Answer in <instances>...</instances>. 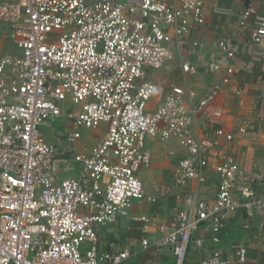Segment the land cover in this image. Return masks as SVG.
<instances>
[{
    "label": "built area",
    "instance_id": "2783aa9c",
    "mask_svg": "<svg viewBox=\"0 0 264 264\" xmlns=\"http://www.w3.org/2000/svg\"><path fill=\"white\" fill-rule=\"evenodd\" d=\"M256 1L264 3L247 0L240 24L246 27L252 18L250 39L261 44L264 16L256 14ZM204 21V0H0V23L8 26L15 49L0 51V264H123L129 251L102 249L99 231L128 218L137 202L156 205L171 195L182 201L176 219L154 239L149 236L156 224L145 221L139 253L154 249L156 264H163L164 253L173 264H185L189 248L200 253L209 238L214 247L198 264H259L249 259L246 243L220 247L226 223L239 210L246 230L258 211L257 233L264 237V195L252 190L232 155L216 154L220 138L234 139L219 126L223 111L214 106L234 73L233 48L225 39L216 43L225 59L213 60L210 69L225 76L196 103L179 85L145 79L148 70L172 61L176 46ZM181 68L195 72L188 64ZM162 87L163 100L148 111ZM66 101L74 106L65 114L72 126L67 153L79 170L77 177L60 180V152L40 127L61 117ZM199 115L213 126L211 134H196ZM101 125L102 139L78 151L77 128ZM170 139L186 156L173 167V185L147 195L139 177L152 164L147 143ZM211 159L219 184L207 201L188 185L205 183Z\"/></svg>",
    "mask_w": 264,
    "mask_h": 264
},
{
    "label": "crops",
    "instance_id": "0c3cea01",
    "mask_svg": "<svg viewBox=\"0 0 264 264\" xmlns=\"http://www.w3.org/2000/svg\"><path fill=\"white\" fill-rule=\"evenodd\" d=\"M165 1L173 2L175 0ZM246 3L247 0H229L227 2L204 0V24L200 27L191 28L192 30L184 37L183 43L176 46L173 60L160 70H148L145 79L160 85L163 82L179 85L185 89L186 99L190 103H196L210 91L212 86L220 85L225 76L224 70L211 71L210 69L213 60L225 59L224 54L216 47L219 40L225 39L234 50L232 60L234 73L229 76L230 83L222 86L223 93L216 97L214 106L223 111L219 126L225 133L233 134L234 139L227 142L224 138H220L216 154L224 152L232 155L239 167L249 176L252 190L256 194L264 195V42L254 44L251 41L252 18L249 19L246 27L240 24L241 14ZM216 8L227 11L217 14L214 11ZM254 9L257 15L264 16V3L256 1ZM193 42H197L198 45L193 46ZM11 49L12 52H15L13 46ZM0 51L9 53L7 52L8 49L3 47L0 48ZM183 64L194 67L195 72H184L181 68ZM164 94L165 88L162 87L161 91L149 101L148 111L154 112L156 110L163 100ZM47 124L44 125V128L47 127ZM244 124L248 125L247 131L245 134H240L239 128ZM71 127L69 122L67 130L64 132L65 139L67 134L71 132ZM194 128L198 136L204 133L211 134L212 129H214L213 126L209 125L206 116L203 115L197 116ZM46 139L60 152L57 178L62 180L77 177L78 165L73 164L70 155L67 153L71 147L66 143V140L51 137H46ZM84 146L77 144V142L75 144L78 151L83 148L90 149L94 144H90L88 147ZM147 149L152 154V164L149 169L142 170L139 177L143 182L145 193L152 195L157 186L173 185L171 176L173 167L186 156V150L178 144L176 139H170L166 142L149 141ZM65 159L66 162H64ZM216 162V159H211L208 168L205 170L206 181L204 184L198 185L192 181L188 185V189L198 191L203 200L213 201L215 198L219 184V178L214 169ZM181 208L182 201L172 195L160 199L156 205H150L146 201L137 202L128 218H123L116 225L107 226L105 230L99 231V246L106 251L128 250L131 254L128 261L149 253L155 258V262L152 264H156L159 255L156 250L149 249L144 253L138 251L140 241L143 238L141 225L148 220L154 221L156 229L149 237L151 239L158 238L167 232L168 224L176 219L177 212ZM254 213V218L250 221L251 230H246L243 228L245 214L239 210L228 223L230 228L232 223L234 227L230 239L225 240L223 232L220 236V247L222 248L223 243L229 242L228 248H231L235 244L234 238L237 236L240 242L247 244L251 262L264 264V237L257 233L262 225V220L258 211ZM197 233L199 234V232ZM207 241L200 253L194 246L189 248L185 264H198L202 257L211 253L214 245L210 243L209 238ZM165 256L169 257L164 253L163 257ZM191 256L193 260H191Z\"/></svg>",
    "mask_w": 264,
    "mask_h": 264
},
{
    "label": "rangeland",
    "instance_id": "374dc122",
    "mask_svg": "<svg viewBox=\"0 0 264 264\" xmlns=\"http://www.w3.org/2000/svg\"><path fill=\"white\" fill-rule=\"evenodd\" d=\"M8 32H9L8 26L4 23H0V48L3 47L6 50L8 49L7 52L11 53L12 52V49H11L12 45L8 39ZM60 107H61L63 115L61 117L53 119L50 123H49V121H47L45 123V124L48 123L47 127L44 128L45 124L40 127V131L43 134L45 139H46V137H51L53 139L58 138L60 140H65V133L64 132H65V130H67L66 128L68 127V123L70 122L67 119V117L65 116V114L68 111L73 110L74 106L71 105L69 103V101H66L64 103H61ZM105 127L106 126L101 125L95 129H86L84 127L77 128L78 129L77 131L81 134V138L77 141V144L85 145L84 147H88V145H90V144L95 145L98 141H100L102 139ZM46 141L48 142L47 139H46ZM66 146L67 145L65 144V147ZM73 164H75V163L73 162ZM228 223H226L227 225H226V228L224 229V233H223V237L227 241L230 239L231 233L234 229L233 223L231 225V228L229 227ZM239 228H242V227H239ZM103 230H105V228H103L102 231ZM232 237H234V236H232ZM235 237H236V238H234V240H236L235 242L239 241V237H237V236H235ZM228 243L229 242L223 243L222 248L227 250L228 246H229ZM191 260H193L192 256H191ZM141 261L144 262L145 264H152L153 262H155V258L153 256H151V254L146 253V254H143L142 256H140L136 259H132L130 261L124 262L123 264H138V262H141Z\"/></svg>",
    "mask_w": 264,
    "mask_h": 264
},
{
    "label": "trees",
    "instance_id": "16d2710c",
    "mask_svg": "<svg viewBox=\"0 0 264 264\" xmlns=\"http://www.w3.org/2000/svg\"><path fill=\"white\" fill-rule=\"evenodd\" d=\"M137 224H139V223H137ZM162 262H163V264H173V259L171 257L165 256L162 258ZM140 264H144V262H141Z\"/></svg>",
    "mask_w": 264,
    "mask_h": 264
}]
</instances>
